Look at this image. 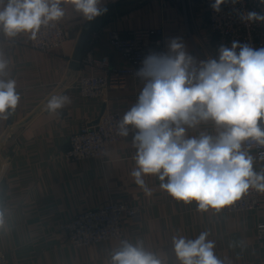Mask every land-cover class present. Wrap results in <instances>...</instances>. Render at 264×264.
I'll return each instance as SVG.
<instances>
[{
    "label": "crops",
    "instance_id": "0c3cea01",
    "mask_svg": "<svg viewBox=\"0 0 264 264\" xmlns=\"http://www.w3.org/2000/svg\"><path fill=\"white\" fill-rule=\"evenodd\" d=\"M62 6L66 15L59 22L69 37L57 51L31 49L27 34L8 38L0 29V53L9 61L5 78L16 80L21 97L8 118L0 119V209L5 212L0 251L6 253L8 264H111L115 242L77 249L59 228L79 212L110 199L140 207L138 217L124 222V240L141 241L163 264H180L174 236L195 239L204 231L215 242L221 264H264V247L255 240V226L264 216V193L259 210L233 213L211 208L201 212L195 201H177L161 189L156 176L144 177L152 193L146 195L130 174L136 167L131 131L108 147L105 161L69 162L62 156L68 136L83 122L94 121L107 109L123 117L142 87L130 78L123 88L107 90L100 99L79 97L75 84L82 64L73 69L70 63L80 33L89 31L82 59L92 50L96 59L108 56L110 67L126 64L107 40L110 30L126 33L162 26L166 44L179 37L195 57L209 43L200 0H193L186 12L175 8L172 0H102L100 6L107 12L91 22L71 4ZM53 96H67L71 102L50 113L47 104ZM201 128L213 130L211 124Z\"/></svg>",
    "mask_w": 264,
    "mask_h": 264
},
{
    "label": "clouds",
    "instance_id": "9594fccd",
    "mask_svg": "<svg viewBox=\"0 0 264 264\" xmlns=\"http://www.w3.org/2000/svg\"><path fill=\"white\" fill-rule=\"evenodd\" d=\"M238 0H214L211 8ZM264 4V0H260ZM102 0H0V29L8 38L24 33L35 40L41 27L66 15L64 4L86 21L107 12ZM245 23H264V14L240 13ZM9 61L0 53V119H7L20 101L15 79H6ZM135 75L142 82L138 98L118 123L117 134L133 132L136 167L130 173L146 193L145 176H156L172 198L206 212L232 205L254 189L264 193V170L254 169L253 144L264 148V47L232 41L219 46L215 58L198 60L181 38L167 51L150 52ZM53 96L47 110L55 113L70 103ZM212 125V131L201 128ZM195 133L190 135L189 133ZM0 209V227L5 223ZM207 231L195 239L173 237L180 264H221ZM111 264H163L138 241H121Z\"/></svg>",
    "mask_w": 264,
    "mask_h": 264
},
{
    "label": "built area",
    "instance_id": "2783aa9c",
    "mask_svg": "<svg viewBox=\"0 0 264 264\" xmlns=\"http://www.w3.org/2000/svg\"><path fill=\"white\" fill-rule=\"evenodd\" d=\"M175 8L186 9L193 0H172ZM214 0H200L201 10L206 16L209 31V43L204 50L197 51L198 60L215 58L220 45H231L236 40L249 43L253 47H264V23H245L240 13L255 11L264 14V4L260 0H238L237 3L221 5L219 13L214 12L211 4ZM69 33L62 23L53 22L41 27L35 40L29 38L31 49L52 52L63 47ZM110 46L126 63L125 66L109 65V57L96 59L89 50L81 60L82 70L75 84V90L83 99H100L110 89L123 88L132 78L142 85L135 75L144 57L150 52L167 51L165 30L160 27H141L130 29L126 33L110 30L106 34ZM98 119L97 122H95ZM122 115L115 110H105L94 121L83 122L78 130L71 133L67 140V149L62 156L69 162L85 159L105 161L108 147L122 141L125 137L117 134L118 123ZM264 128V122H260ZM250 150L258 164V172L264 170V148L253 144ZM263 206L260 192L250 189L247 194L232 205L221 210L225 213L257 211ZM140 214V207L129 202L110 199L101 206L86 209L60 223L66 242L73 248H86L103 242L113 241V252L121 246L125 238L126 220H134ZM255 240L264 247V216L255 226ZM0 264H8L5 252L0 251Z\"/></svg>",
    "mask_w": 264,
    "mask_h": 264
},
{
    "label": "water",
    "instance_id": "95a60500",
    "mask_svg": "<svg viewBox=\"0 0 264 264\" xmlns=\"http://www.w3.org/2000/svg\"><path fill=\"white\" fill-rule=\"evenodd\" d=\"M88 35H89V31L84 30L80 33L77 39V42L75 44V47L72 53V60L70 63V67L73 69H77L80 66V62L83 56L84 46H85ZM97 121L98 119L95 122Z\"/></svg>",
    "mask_w": 264,
    "mask_h": 264
}]
</instances>
